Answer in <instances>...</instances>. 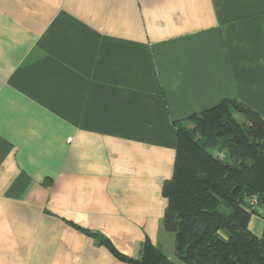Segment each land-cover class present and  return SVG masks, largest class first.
Segmentation results:
<instances>
[{
	"label": "crops",
	"instance_id": "0c3cea01",
	"mask_svg": "<svg viewBox=\"0 0 264 264\" xmlns=\"http://www.w3.org/2000/svg\"><path fill=\"white\" fill-rule=\"evenodd\" d=\"M223 100L264 117V0H0V264L174 261L175 122Z\"/></svg>",
	"mask_w": 264,
	"mask_h": 264
},
{
	"label": "trees",
	"instance_id": "16d2710c",
	"mask_svg": "<svg viewBox=\"0 0 264 264\" xmlns=\"http://www.w3.org/2000/svg\"><path fill=\"white\" fill-rule=\"evenodd\" d=\"M175 125L177 153L173 176L164 185L163 226L175 234L179 262L150 241L138 259L104 242L135 264H264V229L259 236L250 228L251 217L261 215L257 209L264 211V117L243 102L223 100ZM253 195L257 206L249 209Z\"/></svg>",
	"mask_w": 264,
	"mask_h": 264
},
{
	"label": "rangeland",
	"instance_id": "374dc122",
	"mask_svg": "<svg viewBox=\"0 0 264 264\" xmlns=\"http://www.w3.org/2000/svg\"><path fill=\"white\" fill-rule=\"evenodd\" d=\"M235 117H237V119H238L239 121H241V122L244 121V117H243L241 114H239V113H235ZM213 154H214L215 156H222V157H225L226 160H229V157H227V155H225L224 153H222V152H220V151H218V150H213ZM173 260H174L175 262H179L177 256H173Z\"/></svg>",
	"mask_w": 264,
	"mask_h": 264
},
{
	"label": "water",
	"instance_id": "95a60500",
	"mask_svg": "<svg viewBox=\"0 0 264 264\" xmlns=\"http://www.w3.org/2000/svg\"><path fill=\"white\" fill-rule=\"evenodd\" d=\"M259 212H261V215L264 217V211H260V209H257ZM90 235L96 238L99 241L104 240V236L100 232H90Z\"/></svg>",
	"mask_w": 264,
	"mask_h": 264
},
{
	"label": "built area",
	"instance_id": "2783aa9c",
	"mask_svg": "<svg viewBox=\"0 0 264 264\" xmlns=\"http://www.w3.org/2000/svg\"><path fill=\"white\" fill-rule=\"evenodd\" d=\"M257 202H258V197L257 195H253L248 199V205H249V209L257 206Z\"/></svg>",
	"mask_w": 264,
	"mask_h": 264
}]
</instances>
